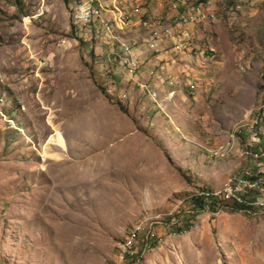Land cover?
<instances>
[{
  "label": "rangeland",
  "instance_id": "374dc122",
  "mask_svg": "<svg viewBox=\"0 0 264 264\" xmlns=\"http://www.w3.org/2000/svg\"><path fill=\"white\" fill-rule=\"evenodd\" d=\"M213 5L198 57L163 70L175 75L167 98L149 92L164 86L143 74L151 50L136 80L105 83L111 35L92 26L84 40L69 0H0V264H111L146 216L155 232L139 264H264V211H197L180 233L189 214L167 216L172 197L249 161L216 149L248 136L231 132L263 95L264 0ZM118 30L145 45L142 21Z\"/></svg>",
  "mask_w": 264,
  "mask_h": 264
},
{
  "label": "built area",
  "instance_id": "2783aa9c",
  "mask_svg": "<svg viewBox=\"0 0 264 264\" xmlns=\"http://www.w3.org/2000/svg\"><path fill=\"white\" fill-rule=\"evenodd\" d=\"M216 0H173L171 8L177 10V14L165 17L167 22L159 18L157 21L146 20L144 24L147 26V37L144 40L145 49L153 52L168 50L170 57L163 58L162 71L169 66H175L182 62L187 55L193 54L198 57L195 48H198L197 31L201 26L215 18L214 5ZM184 7L182 10L178 8ZM72 23L82 33L83 39L86 40V32H90L92 26L97 28L98 25L103 32L111 35L108 42L109 49L101 54L108 63L101 65L100 77L105 83L130 78L137 79L136 70L140 65L138 54L135 51L137 46L135 41L129 42L127 39L116 38L113 30L124 29L130 23L127 12L118 9L113 5L112 8L118 12L117 16L112 14L111 19L103 16V12L107 10L108 5L103 4V0H69ZM85 33V34H84ZM204 44H206L204 42ZM210 48V45H209ZM192 52V53H191ZM201 54V52H200ZM114 56L115 62L109 66V60ZM111 61V60H110ZM151 75L155 76L153 72ZM152 76V77H153ZM136 77V78H135ZM150 76V79L152 78ZM160 79V77H156ZM160 81L163 82L162 79ZM195 82H189L191 88L195 87ZM139 85L146 87L144 83ZM174 89L167 90L165 97H172ZM152 96H156L159 90L149 91ZM246 122L239 124L232 129L231 137L236 138L247 132L248 136L236 146L227 143V148L219 146L216 150L223 149L222 155H225L232 148H236L237 154L248 159L245 164L240 166V172L228 176L221 185L217 187L197 186L192 188L190 192L177 195L171 198L168 217L172 223H177L176 215H188L189 212L208 211L215 212L221 210L228 205H241L249 210L264 211V91L260 103L249 109L245 115ZM151 217L146 216L127 230L123 238L117 243L115 255L111 264H139L143 254L141 237L149 239V232L154 228ZM155 223L158 220H154ZM161 240V237H159ZM147 244V242H146ZM142 249V250H140Z\"/></svg>",
  "mask_w": 264,
  "mask_h": 264
},
{
  "label": "crops",
  "instance_id": "0c3cea01",
  "mask_svg": "<svg viewBox=\"0 0 264 264\" xmlns=\"http://www.w3.org/2000/svg\"><path fill=\"white\" fill-rule=\"evenodd\" d=\"M120 1L122 2V4H120V2L118 0H103V4L108 5L107 10L103 12V16L107 19H111L112 14L117 16L118 12H116V10H114L112 8V3H113V5L118 6V9H121L123 12H127L128 16L131 17V19H129V21H130L129 25L130 26L135 24V23H139L140 21H142L144 24L145 22H147L146 20L150 21V20H153V18L158 17V16L163 17L164 21L167 22L165 17H167L168 15H174L177 12V10L171 8V3L173 2V0H120ZM165 2H166V4H165ZM178 9L182 10L183 7L180 6ZM143 14L146 16H143ZM144 18H146V19H144ZM203 27H205V25ZM199 29H196L197 35L202 36L203 34L200 33ZM115 31H119V30L115 29ZM201 31H203V30H201ZM115 37L124 39V37H121L120 35H115ZM111 41L112 40H106L107 43L111 42ZM135 51H137V52L140 51V53L138 54V57H141V59H143V57L145 56V53L149 52L147 49H145L144 45H141L139 48L137 46ZM145 51H147V52H145ZM151 52H153V51L151 50ZM153 53L155 55L152 54V56L145 62V64L149 65V66L143 72V74H146L147 71H149V77L153 76L150 74V72H153V74H155L153 69H152L153 68L152 65H154V63L156 61H159V59L170 57V52L168 50H162L160 52H153ZM141 61L142 60H140V63H141ZM171 74L173 75V73H171ZM164 75H165L164 72L163 73L161 72V75H160V73H157V74H155V76L152 77L154 79L156 85H159V82L164 84L163 88L159 87L160 88L159 92H158L159 95L161 93V89L163 91H165V93L167 90L171 89V86H172L171 83L173 82V78H175V75H174V77L168 75L166 78H164ZM158 76L160 77V79L163 80V82H161L160 79L156 78ZM167 79H169V80H167ZM165 80H166V82H164ZM173 87L174 86H172V89H174ZM217 181L218 180H210V182L212 183L211 185H214V184L217 185V183L221 182L222 180L218 181V182Z\"/></svg>",
  "mask_w": 264,
  "mask_h": 264
},
{
  "label": "trees",
  "instance_id": "16d2710c",
  "mask_svg": "<svg viewBox=\"0 0 264 264\" xmlns=\"http://www.w3.org/2000/svg\"><path fill=\"white\" fill-rule=\"evenodd\" d=\"M176 195V194H175ZM227 208L229 209H233V210H238V211H247L249 210L247 207L245 206H241V205H228ZM197 212V211H196ZM196 212H189V218H188V222H186L182 227L180 226H176L174 232L180 233L182 231H187L190 229V227L193 225V218L196 215Z\"/></svg>",
  "mask_w": 264,
  "mask_h": 264
}]
</instances>
